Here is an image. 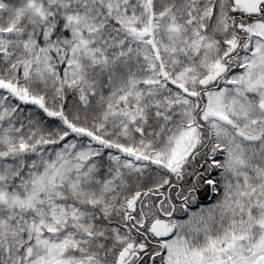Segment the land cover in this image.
I'll list each match as a JSON object with an SVG mask.
<instances>
[{
    "label": "snow or ice",
    "instance_id": "obj_1",
    "mask_svg": "<svg viewBox=\"0 0 264 264\" xmlns=\"http://www.w3.org/2000/svg\"><path fill=\"white\" fill-rule=\"evenodd\" d=\"M0 264H264V0H0Z\"/></svg>",
    "mask_w": 264,
    "mask_h": 264
}]
</instances>
